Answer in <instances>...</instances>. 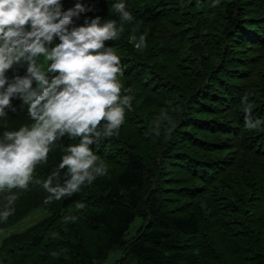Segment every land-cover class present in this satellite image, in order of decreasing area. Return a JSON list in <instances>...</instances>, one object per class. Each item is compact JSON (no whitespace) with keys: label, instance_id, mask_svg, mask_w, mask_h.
<instances>
[{"label":"trees","instance_id":"16d2710c","mask_svg":"<svg viewBox=\"0 0 264 264\" xmlns=\"http://www.w3.org/2000/svg\"><path fill=\"white\" fill-rule=\"evenodd\" d=\"M84 2L101 22L119 19L117 2L134 17L107 42L132 110L119 136L92 146L106 177L51 204L40 186L19 193L0 230L36 208L45 214L0 238V264H100L115 249L113 264H264V0ZM141 33L147 44L138 50ZM245 95L256 130L245 127ZM165 112L175 127L161 121L158 134L149 131ZM24 123L26 106L0 118V135ZM62 155L50 153L34 175L46 178ZM77 201L87 207L77 211ZM4 202L0 193V210ZM70 214L75 223L64 222Z\"/></svg>","mask_w":264,"mask_h":264},{"label":"clouds","instance_id":"9594fccd","mask_svg":"<svg viewBox=\"0 0 264 264\" xmlns=\"http://www.w3.org/2000/svg\"><path fill=\"white\" fill-rule=\"evenodd\" d=\"M218 5L213 0L212 6ZM112 8L119 19L101 22L100 15H87L98 9L84 0L66 9L63 0H0V118L26 106L30 120L0 135V193L5 201L0 222L15 214L19 193L30 185L42 187L48 193L44 203L51 204L108 175L107 163L92 146L119 136L134 99L132 89L118 79L124 73L121 59L107 45L120 38L134 17L123 2ZM146 44L147 33H141L134 46L139 50ZM242 103L245 127L256 130L261 121L251 120L247 95ZM161 121L175 127L165 112L149 131L158 134ZM65 137L78 143L65 145ZM56 150L63 155L55 170L44 179L35 176L37 166ZM86 207L75 204L77 211ZM78 218L70 214L63 220L75 223Z\"/></svg>","mask_w":264,"mask_h":264},{"label":"rangeland","instance_id":"374dc122","mask_svg":"<svg viewBox=\"0 0 264 264\" xmlns=\"http://www.w3.org/2000/svg\"><path fill=\"white\" fill-rule=\"evenodd\" d=\"M44 214H45V211L42 208H36L32 210L29 214H27L25 217H23L19 221L15 222L13 225L8 227L7 229L0 230V238L2 236L7 235L10 232L19 231L29 226L30 224L38 220ZM137 222L138 220L135 219L134 222H132V224L128 227L126 235H125L126 237H128L133 232V229L136 226ZM119 254L120 253L118 249L108 252L106 258L100 264H113L114 259H116L119 256Z\"/></svg>","mask_w":264,"mask_h":264}]
</instances>
